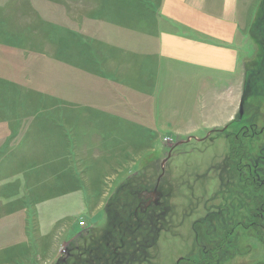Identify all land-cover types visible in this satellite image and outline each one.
<instances>
[{
	"label": "rangeland",
	"instance_id": "374dc122",
	"mask_svg": "<svg viewBox=\"0 0 264 264\" xmlns=\"http://www.w3.org/2000/svg\"><path fill=\"white\" fill-rule=\"evenodd\" d=\"M132 5L134 6L129 4V10ZM138 6L141 4L138 3ZM96 8L98 11L118 15L124 14L128 5L125 0H0V145L4 143L0 149V157L4 155L0 161V188L5 190L12 188L11 190L16 191V180L13 179L16 178V158H24L28 153L35 151L39 154L41 142L37 140L43 137L50 143V150L60 148L66 152L67 157L65 155L62 165L57 162L52 163L51 158L47 160V163L50 166L60 165L64 177L71 180L69 187L57 181L60 184L57 188L50 185L54 179H49L47 175L43 176V187L50 192L53 190L58 192L55 193V197H52L53 192L45 197L49 205L43 206L39 213L35 208L36 205L32 206L30 198L23 197L25 210L22 208L24 211L20 219H24V223L20 231L24 235L21 239L25 238V241L19 243L17 249L16 220L19 212L16 210L19 211V209L16 207L15 195H13L15 206L3 203V209L0 211L3 213L4 223L0 228V240L3 239L4 245H0V255H6V260L20 255L16 257L22 259H16V264H50L63 252L70 238L79 233L78 221L80 220L85 221V226L81 229H85L88 225L89 218L90 222L99 221L105 225L104 214L100 209L106 199L111 197L115 188L123 184L125 179L133 173L142 170L145 172L149 162L147 175L154 177L159 171L160 162L167 154V148L174 143L176 145L180 138L184 142L176 147L177 155L173 156L168 163L164 160L166 176L172 178L174 182L178 175H181L182 179L188 178L186 180L193 187L192 193L195 197L210 198L218 190L216 172L210 167L219 164L223 159L227 151L226 137L223 136L230 133L227 129L235 125L238 113L230 122H234L232 125L227 124L219 132L201 141L188 140L187 137L176 138L173 127L168 124H158L157 131L140 130L138 125L123 131L119 125L120 120L124 118L118 117V130L114 131L116 143L122 140L121 147L127 146L125 149L127 154L131 155L132 161L125 164L122 163L124 159H120L112 165L113 168H108L109 164L106 162L114 156L109 157V149L100 146L112 134L110 131L115 130L116 127L109 125L107 116L99 117L94 112L98 106H95L96 102L91 96V84H85L82 95L77 91L76 78H72L74 81L68 82V85H62L61 82L65 78L68 59L71 70L74 69L72 64L76 67L80 65L81 70H88V67H82V65L86 62L90 63L92 53L88 49L84 50L80 45L83 36L77 30L92 27L91 23L84 24L85 18L93 17L92 14ZM144 9L142 5V10H147ZM256 19L251 21L247 30L250 36H247L242 47V57L245 59L248 57L254 61L260 56L258 43H256L258 38L254 29ZM123 22L120 20L119 26ZM114 24L118 25L117 20ZM79 61L84 63L81 64ZM248 64L249 61L246 62V65ZM69 74H72V71ZM66 97H69V106L64 109L67 103ZM249 97L252 96L248 95L245 99ZM98 103L99 106L106 108H113V104L120 108V104L108 98H101ZM173 107H175L173 103H167L164 110L169 111ZM260 111L264 113V105L261 106ZM150 125H152L151 122ZM96 126L101 128V134L98 136L93 134ZM197 134L202 135L201 132ZM237 135L239 132L229 137L233 146L237 145L233 140L243 141L241 135L238 140L235 139ZM26 140L29 141L28 145L21 144L16 152V141L22 143ZM96 143L101 144L97 146ZM111 151L115 153V156L123 154V149L120 147H115ZM168 165L173 170L171 175L168 172L171 170L167 167ZM102 166L108 175L104 180L98 179V172ZM27 171L28 169L23 170L22 174ZM28 173L30 175L29 171ZM196 176H199L198 180H195ZM75 188H79L77 191L81 195L72 193L60 197L67 191H75ZM92 193H97L96 198L89 197ZM174 199L179 202L181 200L178 197ZM81 200L91 206L88 209L89 212L82 213L84 215L82 217L78 211L80 209L77 210L76 206L79 202L81 203ZM0 201H2L1 197ZM181 203H183L182 200ZM57 204L61 205V208L56 209ZM99 205L101 208L92 211ZM203 208L201 204L195 215L203 214ZM52 216L59 220V225L57 224L54 229H52V222L46 219ZM194 217V214L186 217L177 228L175 236L161 233L157 242L159 255L155 257L154 264H172L183 252L189 250L192 243L191 222ZM38 223L42 229L41 232H46L47 236H39L41 232H39ZM239 244L242 246L241 251L244 256L231 264H264L262 242L244 233L240 237Z\"/></svg>",
	"mask_w": 264,
	"mask_h": 264
},
{
	"label": "crops",
	"instance_id": "0c3cea01",
	"mask_svg": "<svg viewBox=\"0 0 264 264\" xmlns=\"http://www.w3.org/2000/svg\"><path fill=\"white\" fill-rule=\"evenodd\" d=\"M125 2L128 9L124 14L114 15L98 11L96 8L93 17L86 19L83 16L86 20L84 24L91 23L92 27H83L77 32H81L83 36L80 45L84 50L88 49L92 56L90 63L84 61L79 63H84L82 67H88V70H81L80 65L76 67L74 64H72L74 69L71 70L68 59L65 78L61 80L62 85H68V82L74 81L72 78H76L77 91L82 95L85 84H91V96L96 102L95 106H98L94 112L99 117L107 116L109 125L116 127L110 131L112 134L100 146L109 149V157L114 156L106 162L109 164L108 168L120 159H124L122 163L125 164L132 161L131 155H128L125 149L127 146L121 147L122 140L116 143L114 131L118 130V117L124 118L120 120L119 125L123 131L127 128L133 129V125H138L140 130L157 131L158 124H168L173 127L176 138L187 137L188 140L196 141L209 138L211 134L219 132L235 119L244 91L246 62L251 61L248 57L246 59L242 57V47L247 36H250L247 30L258 14L261 0H125ZM138 3L141 6H138ZM129 4H134L130 10ZM142 5L147 10L143 11ZM136 11L140 13H135ZM115 20L118 25L114 24ZM120 20L124 22L119 26ZM71 71L72 74H69ZM101 98L114 100L120 104V108L116 104H113V108L99 106L98 101ZM65 100L67 103L64 109L69 106V97ZM167 103H173L175 107L165 111ZM126 121L128 123H125ZM200 132L202 135L197 134ZM93 134L100 135L101 128L96 126ZM38 139L37 141L41 142L39 154L35 151L28 153L24 158H16V178H13L16 180V191L11 190L12 188H6L7 190L0 188L2 200L0 210L3 209V203L15 206L13 195L16 197V207L19 209L16 210L19 212L16 220L18 227L16 249L19 243L25 241V238L21 239L24 235L20 231L24 223V219H20L25 210L23 197L28 196L32 206L36 205L39 213L43 206L49 205L45 197L52 192L54 194L52 197H55V193L58 192V190L50 192L43 187L44 175L54 179L50 184L53 187L59 188L60 184L57 181L65 187H69L71 183L70 179L64 177L60 167L63 164L62 160H65L66 152L60 148L50 150L51 145L47 139L44 137ZM179 141L183 140L180 138ZM27 142L29 141L22 143L16 141V152L18 146L23 143L27 146ZM3 144L0 145V149ZM115 147L122 148L123 154L115 156L111 151ZM50 158L52 163L57 162L60 165L50 166L47 163ZM27 169L30 175L28 171L22 174V171ZM106 172L102 166L98 172V179L104 180L108 176ZM78 189L67 191L60 197L72 193L81 195ZM96 196L97 193H92L89 197ZM57 205L56 209L61 208V205ZM100 205L94 206L95 209L92 211L101 208ZM76 206L77 210L80 209L78 210L81 213L80 217L84 216L82 213L89 212L88 209L91 207L82 200ZM46 219L52 222V229L59 223L55 216ZM3 223V213L0 211V228ZM37 226L41 232L39 223ZM47 235L46 232L39 234ZM2 241L1 238L0 245L3 246ZM47 253L49 254L48 250ZM16 256L20 255L6 260V255H0V264H16V259H22Z\"/></svg>",
	"mask_w": 264,
	"mask_h": 264
},
{
	"label": "flooded vegetation",
	"instance_id": "af4514ba",
	"mask_svg": "<svg viewBox=\"0 0 264 264\" xmlns=\"http://www.w3.org/2000/svg\"><path fill=\"white\" fill-rule=\"evenodd\" d=\"M256 18L260 56L245 67L242 114L227 129L231 134L222 135L227 144L223 159L210 167L219 183L213 197H195L188 178L178 175L174 182L166 176L164 160L177 155L176 147L184 142L178 141L167 148L154 177L147 175L149 162L145 172L133 173L115 188L101 209L105 225L89 221L79 228L50 264H154L161 233L175 236L193 214L191 246L172 264H231L244 256L239 244L244 233L264 244V0ZM237 132L243 141L237 135L233 146L229 137ZM201 204L203 214L197 216Z\"/></svg>",
	"mask_w": 264,
	"mask_h": 264
},
{
	"label": "water",
	"instance_id": "95a60500",
	"mask_svg": "<svg viewBox=\"0 0 264 264\" xmlns=\"http://www.w3.org/2000/svg\"><path fill=\"white\" fill-rule=\"evenodd\" d=\"M244 101V97L241 98L240 103H239V111H238V116H241L242 114V104Z\"/></svg>",
	"mask_w": 264,
	"mask_h": 264
},
{
	"label": "built area",
	"instance_id": "2783aa9c",
	"mask_svg": "<svg viewBox=\"0 0 264 264\" xmlns=\"http://www.w3.org/2000/svg\"><path fill=\"white\" fill-rule=\"evenodd\" d=\"M165 139H169V138H165ZM78 225L81 228L84 227L85 226V221H83V220L78 221Z\"/></svg>",
	"mask_w": 264,
	"mask_h": 264
},
{
	"label": "trees",
	"instance_id": "16d2710c",
	"mask_svg": "<svg viewBox=\"0 0 264 264\" xmlns=\"http://www.w3.org/2000/svg\"><path fill=\"white\" fill-rule=\"evenodd\" d=\"M234 123V122H233ZM233 123H229V125L228 126H230V125H232ZM228 128V127H227Z\"/></svg>",
	"mask_w": 264,
	"mask_h": 264
}]
</instances>
